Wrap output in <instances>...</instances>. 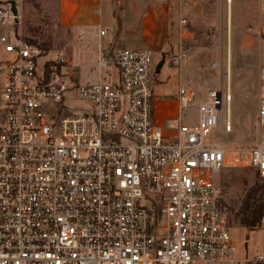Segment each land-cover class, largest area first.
Returning a JSON list of instances; mask_svg holds the SVG:
<instances>
[{
    "label": "built area",
    "instance_id": "1",
    "mask_svg": "<svg viewBox=\"0 0 264 264\" xmlns=\"http://www.w3.org/2000/svg\"><path fill=\"white\" fill-rule=\"evenodd\" d=\"M16 19L0 4V26ZM0 44V264H264V243L235 257L214 179L228 153L203 142L212 130L231 131L221 91L206 90L191 124L179 115L161 129L149 48L105 56L99 46L93 78L79 82L65 66L46 76L44 50L16 28ZM52 61L68 58L57 50ZM259 79L255 137L236 152L264 178V69ZM73 89L90 103L79 114L65 104ZM196 99L179 84L180 111ZM257 226L264 229V210Z\"/></svg>",
    "mask_w": 264,
    "mask_h": 264
},
{
    "label": "rangeland",
    "instance_id": "2",
    "mask_svg": "<svg viewBox=\"0 0 264 264\" xmlns=\"http://www.w3.org/2000/svg\"><path fill=\"white\" fill-rule=\"evenodd\" d=\"M7 1L0 0V4L6 5ZM183 1L186 3L183 4ZM99 4H102L103 24L99 23L94 28L105 30L108 34L100 42L97 38L91 45L84 42L85 45L76 52L79 58L70 50V40L75 31L70 25L62 24L59 17L65 15L68 19L72 18L76 7L78 15L85 13L87 4L81 3V0H16L17 25L9 20L5 27L0 26V35L12 27L16 28L23 38L44 50L46 56L41 59L42 62L52 61L57 50L64 51L68 62H71L65 64L64 71L79 82L93 78L98 47L108 49L107 43L112 38L115 47L149 48L155 66L163 60L151 80L154 124L161 129H164L167 119L179 115L184 122L191 124L196 120V105L206 90L221 91L222 109L229 107L231 131L212 130L203 142L219 144L227 150V164L214 174V179L222 186L226 203L238 202L254 181V171L244 160L238 159L236 150L249 146L255 137L253 121L259 76L264 69V27H255L257 20L254 19V12L258 9L264 12V3L259 8L255 5H248L247 8L238 0H231L230 3L226 0H97L94 3L97 7ZM160 12L166 16L168 33L162 38L155 33V36H145L144 39V17L151 13L159 15ZM250 13L252 17L248 16ZM181 19L186 20L182 27L178 26ZM244 34L251 35L252 39L247 41ZM44 43L49 46L40 47ZM3 58L5 54L0 44V60ZM174 58L178 59V63H174ZM79 59L81 63H78ZM179 84H188L197 93L196 101L183 111L179 110L176 100ZM226 92L230 94L229 103L225 102ZM64 96L68 112L79 114L90 105L88 100L78 98L74 89L66 91ZM225 118L223 113L222 125ZM228 230L236 258L261 251L264 229L228 225Z\"/></svg>",
    "mask_w": 264,
    "mask_h": 264
},
{
    "label": "crops",
    "instance_id": "3",
    "mask_svg": "<svg viewBox=\"0 0 264 264\" xmlns=\"http://www.w3.org/2000/svg\"><path fill=\"white\" fill-rule=\"evenodd\" d=\"M8 1H7V4H8ZM14 1L16 3V0H14ZM61 1H65V0H61ZM95 1H97V0H86V1L81 0V3L87 4V6L84 9L85 13H80L78 15V12H77L78 7H76L77 9L75 8V11H74L72 18L69 17V19H68V17H66L65 15H63V16L60 15V17H59L62 24L67 25V26L70 25L69 27H71V29L73 31H75L72 34L73 39L70 40V42H71L70 43L71 44L70 50L71 51L73 50L75 52V56H77V58H79V56L77 54L78 51H80V49L85 45L84 42L88 43V45H91L94 42L95 38H97V40L100 42V40H102V38L108 34V32H107L106 35L100 37L99 31L94 28L99 23L103 24V18L101 17V8H100L101 7L100 5H102V4H99V7H97L94 5ZM238 1L241 2L242 6H245L247 8L249 7L248 5H255L256 7L259 8V5L264 3V0H238ZM188 2L190 3L191 1H188ZM107 12H108V9H107ZM150 12H151V10H150ZM250 15H251V13L248 16H250ZM252 16L253 15H251V17ZM254 19L257 20L256 21L257 24L255 27H258V25H260V27H264V12H261L259 9L255 10ZM142 23H143V38L144 39L146 38L145 36H152V35L155 36V33H159L158 35H160V37L162 38L169 31L168 30L169 26L166 24V16L163 14V12H160L159 15H157L155 13L148 14L146 17H144ZM76 31H78V32H76ZM243 37H245L247 41L252 39L251 35L244 34ZM77 38H78V40H77ZM113 39L114 38H112V41H108V43H107L109 45L108 49L102 50L103 53L105 54V56H108L109 54H111L114 49L119 48V47H115V45H113ZM75 45L77 48H75ZM138 47H142V46H138ZM143 47H145V46H143ZM240 47L242 50L243 47L241 45H240ZM120 48H123V47H120ZM135 48H137V47H135ZM260 49H262V48H260ZM72 59L74 60L73 56H72ZM81 62H82V60L79 59L78 63H81ZM68 63H71V62H68ZM185 63H187V61Z\"/></svg>",
    "mask_w": 264,
    "mask_h": 264
},
{
    "label": "trees",
    "instance_id": "4",
    "mask_svg": "<svg viewBox=\"0 0 264 264\" xmlns=\"http://www.w3.org/2000/svg\"><path fill=\"white\" fill-rule=\"evenodd\" d=\"M47 46L49 44L47 43L46 45L44 43L40 47L46 48ZM64 66L65 64L56 61L46 62L44 73L46 76L52 70L60 73ZM222 209L227 216L229 226H240L247 229L257 227L264 210V178L254 174L253 184L245 189L243 196L238 202L226 203L223 190Z\"/></svg>",
    "mask_w": 264,
    "mask_h": 264
},
{
    "label": "water",
    "instance_id": "5",
    "mask_svg": "<svg viewBox=\"0 0 264 264\" xmlns=\"http://www.w3.org/2000/svg\"><path fill=\"white\" fill-rule=\"evenodd\" d=\"M8 4L10 5V9H11V12H12V14L15 16V17H17V7H16V3H15V1L14 0H9L8 1ZM15 22H17V19H16V21ZM163 64V60H161L157 65H156V72L157 71H159V69H160V67H161V65Z\"/></svg>",
    "mask_w": 264,
    "mask_h": 264
},
{
    "label": "bare ground",
    "instance_id": "6",
    "mask_svg": "<svg viewBox=\"0 0 264 264\" xmlns=\"http://www.w3.org/2000/svg\"><path fill=\"white\" fill-rule=\"evenodd\" d=\"M230 119V118H229Z\"/></svg>",
    "mask_w": 264,
    "mask_h": 264
}]
</instances>
